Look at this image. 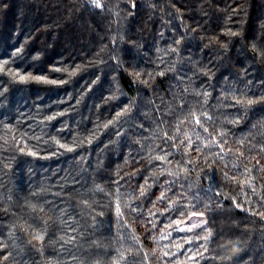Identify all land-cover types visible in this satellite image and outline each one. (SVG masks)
<instances>
[{"label": "trees", "instance_id": "1", "mask_svg": "<svg viewBox=\"0 0 264 264\" xmlns=\"http://www.w3.org/2000/svg\"><path fill=\"white\" fill-rule=\"evenodd\" d=\"M0 264H264V0H0Z\"/></svg>", "mask_w": 264, "mask_h": 264}, {"label": "rangeland", "instance_id": "2", "mask_svg": "<svg viewBox=\"0 0 264 264\" xmlns=\"http://www.w3.org/2000/svg\"><path fill=\"white\" fill-rule=\"evenodd\" d=\"M207 224V218L204 214H194L178 224L180 230L193 229Z\"/></svg>", "mask_w": 264, "mask_h": 264}, {"label": "snow or ice", "instance_id": "3", "mask_svg": "<svg viewBox=\"0 0 264 264\" xmlns=\"http://www.w3.org/2000/svg\"><path fill=\"white\" fill-rule=\"evenodd\" d=\"M177 43H179V42H177ZM19 53H20V50H19V49H16V50H15V54H16V55H19ZM73 74H74V73H73ZM37 79H39V80H41V81H43V82L56 83V81H45V80H44V77H38ZM20 80H21V81L25 80V77H24V76H20ZM61 83H63V82H61ZM248 103L251 104L252 101H248ZM125 111H127V110H125ZM61 146L63 147V145H61ZM32 154L35 155V153H32ZM141 194H143V193H141ZM177 223H180V222L178 221ZM202 226H203V225H202ZM185 230L188 231V230H190V229H185ZM210 235H211V231L208 230V235L205 236L204 239L207 240V239H208V236H210ZM38 239H42V237H38ZM225 259H227V257H225Z\"/></svg>", "mask_w": 264, "mask_h": 264}]
</instances>
